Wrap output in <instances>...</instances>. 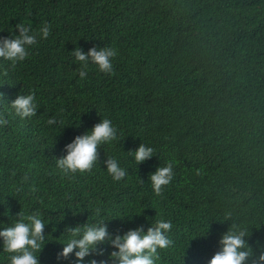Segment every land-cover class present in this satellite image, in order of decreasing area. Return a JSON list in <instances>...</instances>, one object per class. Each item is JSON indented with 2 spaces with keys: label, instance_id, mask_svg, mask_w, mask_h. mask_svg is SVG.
I'll return each instance as SVG.
<instances>
[{
  "label": "trees",
  "instance_id": "1",
  "mask_svg": "<svg viewBox=\"0 0 264 264\" xmlns=\"http://www.w3.org/2000/svg\"><path fill=\"white\" fill-rule=\"evenodd\" d=\"M18 23L51 31L14 66L0 59V220L44 214L40 264H76L74 253L58 254L69 228L98 219L96 208L114 235L170 220L172 244L155 264H207L232 224L248 228L254 247L264 242V0H0V36L18 34ZM77 46L114 48L113 71L90 64L81 79ZM21 92L35 93L36 115L11 109ZM102 117L118 139L101 145L93 169L57 168L64 146ZM141 143L154 155L137 164L128 151ZM108 157L124 179L112 180ZM168 163L172 180L157 194L150 175ZM98 248L85 264H113L110 243ZM11 255L0 246V264Z\"/></svg>",
  "mask_w": 264,
  "mask_h": 264
},
{
  "label": "clouds",
  "instance_id": "2",
  "mask_svg": "<svg viewBox=\"0 0 264 264\" xmlns=\"http://www.w3.org/2000/svg\"><path fill=\"white\" fill-rule=\"evenodd\" d=\"M18 34L0 36V59L9 61L15 65L23 61L28 55L30 46L35 45L40 39H46L50 35L51 27L44 23L38 30H33L31 25L18 23L16 25ZM75 61L80 62L81 79L87 76V67L91 64L104 73L113 71V58L117 55L114 48L104 46L90 47L87 51L79 46L71 51ZM0 102H4L0 94ZM11 109L15 115L21 118H29L35 115L38 105L35 93L18 94L11 101ZM6 123L4 113L0 112V125ZM48 125L62 123L57 117H50ZM118 139V129L110 118L102 119L94 124L91 129L83 134L76 135L70 143L64 146L65 154L56 159V166L66 174L91 171L99 160L101 145L111 144ZM132 154L137 164L150 159L154 155L152 147L141 143ZM107 173L113 181H120L127 175V169L121 165L116 157H108L104 160ZM173 176L171 163L158 167L150 175L151 187L157 194L161 193ZM101 209H95L98 219L92 223L78 224L68 229L66 242L59 257L67 258L69 254L76 257V264H85V257L93 253L103 255L104 250L98 245L104 242L110 243L113 250L108 254V260L113 264H155V257L159 249H164L172 244L168 233L172 229V222L166 219H159L150 223L147 230L143 225L129 229L122 234H111L108 231V223L103 216H100ZM4 215H8L5 209ZM17 219L6 224L0 220V246L3 250L11 253L10 264H40L39 255L45 245V226L49 220L44 218L40 210L29 213L18 212ZM132 217V216H131ZM129 217V219H131ZM208 227V226H207ZM203 235H207V232ZM247 227L232 224L224 231L218 240L217 248L207 264H264V242L249 240ZM88 264H108L107 260L97 261L92 258Z\"/></svg>",
  "mask_w": 264,
  "mask_h": 264
},
{
  "label": "bare ground",
  "instance_id": "3",
  "mask_svg": "<svg viewBox=\"0 0 264 264\" xmlns=\"http://www.w3.org/2000/svg\"><path fill=\"white\" fill-rule=\"evenodd\" d=\"M213 1V0H212ZM11 2V1H10ZM178 2V1H177ZM90 7V6H89ZM114 7V6H113ZM102 10V9H101ZM104 13V12H103ZM166 13V12H165ZM95 16V15H94ZM100 16V15H99ZM169 17V16H168ZM105 22V21H104ZM135 22V21H134ZM164 22V21H163ZM164 24H166V23H164ZM133 25V24H132ZM161 26V25H160ZM36 28V27H35ZM133 32V31H132ZM151 32V31H150ZM127 33V32H126ZM144 33H146V32H144ZM95 34V33H94ZM153 36V35H152ZM112 37V36H111ZM116 37V36H115ZM143 37V36H142ZM206 37V36H205ZM204 37V38H205ZM151 38V37H150ZM39 39V38H38ZM143 39V38H142ZM152 41V40H151ZM154 41V40H153ZM152 41V42H153ZM146 47V46H145ZM141 48V47H140ZM137 49H139V48H137ZM137 49H135V50H137ZM145 49V48H144ZM134 50V49H133ZM30 51V50H29ZM136 52V51H135ZM143 53V52H142ZM136 54V53H135ZM137 55V54H136ZM139 55V54H138ZM164 55V54H163ZM30 56V55H29ZM33 56V55H32ZM31 56V57H32ZM137 58V57H136ZM162 58V57H161ZM142 60V59H141ZM145 60H146V58H145ZM148 61V60H147ZM147 61H145V62H147ZM29 62V61H28ZM27 62V63H28ZM151 62V61H150ZM142 63V62H141ZM147 64V63H146ZM149 64V63H148ZM28 65V64H27ZM142 66H144V64L142 65ZM150 66V65H149ZM146 67V66H145ZM149 69V68H148ZM151 70V69H150ZM132 73V72H131ZM130 73V74H131ZM128 74V73H127ZM138 74V73H137ZM161 74V73H160ZM126 75V74H125ZM124 75V76H125ZM135 77V76H134ZM137 77H138V75H137ZM157 78V77H156ZM18 81V80H17ZM130 82H131V80H129ZM159 81V80H158ZM115 83H116V81H115ZM114 83V84H115ZM2 84V83H1ZM112 84V83H111ZM117 84V83H116ZM160 85V84H159ZM158 85V86H159ZM3 86V85H2ZM161 86V85H160ZM4 87V86H3ZM164 88V87H163ZM167 88V87H166ZM148 91V90H147ZM153 91V90H152ZM156 91H157V88H156ZM161 91V90H160ZM162 93V92H161ZM173 93V92H172ZM15 95V94H14ZM118 95V94H117ZM121 95H122V93H121ZM171 95V94H170ZM179 95V94H178ZM180 96V95H179ZM158 97H159V95H158ZM165 97V96H164ZM161 98H162V96H161ZM172 98V97H171ZM175 98V97H174ZM179 98V97H178ZM164 99V98H163ZM170 102H171V100H170ZM127 105H129V104H127ZM183 108V107H182ZM161 110V109H160ZM158 111V110H157ZM182 112V111H181ZM184 112V111H183ZM162 113V112H161ZM157 114H158V112H157ZM36 115V114H35ZM155 115V114H154ZM147 116H148V114H147ZM147 116H146V118H147ZM168 116V115H167ZM109 118V117H108ZM114 118V117H113ZM159 118V117H158ZM162 118V117H161ZM16 119V118H15ZM167 119V118H166ZM163 121V120H162ZM177 121V120H176ZM164 122V121H163ZM118 124V123H117ZM183 126V125H182ZM183 131V130H182ZM160 132V131H159ZM165 133V132H164ZM160 134V133H159ZM69 135V134H68ZM158 136V135H157ZM166 138V137H165ZM124 141V140H123ZM53 159V158H52ZM104 159V158H103ZM9 162V161H8ZM196 181V180H195ZM118 182V181H117ZM116 182V183H117ZM185 183V182H184ZM120 185V184H119ZM135 185V184H134ZM198 186V185H197ZM209 186V185H208ZM126 188V187H125ZM124 188V189H125ZM203 188H204V185H203ZM210 188V187H209ZM130 189V188H129ZM206 189H207V187H206ZM111 190V189H110ZM130 191V190H129ZM210 191V190H209ZM113 192V191H112ZM201 192V191H200ZM205 193H206V191H205ZM133 195V194H132ZM122 215V214H121ZM132 216V215H131ZM84 219V218H83ZM136 220V219H135ZM129 227V226H128ZM47 248V247H46ZM99 249V248H98Z\"/></svg>",
  "mask_w": 264,
  "mask_h": 264
}]
</instances>
